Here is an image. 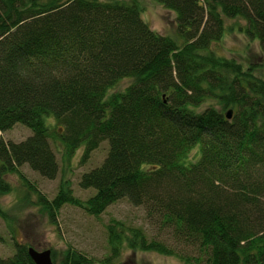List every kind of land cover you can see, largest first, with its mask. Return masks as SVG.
Returning <instances> with one entry per match:
<instances>
[{
    "label": "trees",
    "instance_id": "1",
    "mask_svg": "<svg viewBox=\"0 0 264 264\" xmlns=\"http://www.w3.org/2000/svg\"><path fill=\"white\" fill-rule=\"evenodd\" d=\"M156 1L173 11L176 37L151 29L139 0H0V132L31 130L0 138V194L15 174L27 187L19 202L35 193L52 220L66 203L98 216L126 198L193 249L112 219L107 255L68 247L60 264H113L123 246L184 264H264V79L210 49L224 19L241 18L264 53V0ZM209 99L220 108L195 109ZM102 141L105 158L78 182L94 190L86 200L66 185L49 200L20 169L52 179L54 143L67 158L83 146L84 161ZM27 248L15 242L0 264H35Z\"/></svg>",
    "mask_w": 264,
    "mask_h": 264
},
{
    "label": "rangeland",
    "instance_id": "2",
    "mask_svg": "<svg viewBox=\"0 0 264 264\" xmlns=\"http://www.w3.org/2000/svg\"><path fill=\"white\" fill-rule=\"evenodd\" d=\"M139 1L141 16L151 29L160 34L176 37L173 11L156 0ZM244 24L241 18H225L224 32L219 40L210 44V49L219 56L235 60L243 69H249L251 74L264 79V53L257 39L249 38L244 34ZM129 82L128 78H122L108 92L122 91ZM207 105L220 108L214 99H209L195 109L201 111ZM46 123L53 125V119L46 118ZM30 134L31 130L28 127L17 123L11 129L0 132V138L19 142ZM54 150L58 162V172L54 178L42 177L27 165H22L20 169L25 178L49 200L55 196L61 185L69 187L75 197L86 200L94 190L80 187L78 184L80 176L101 164L108 151L107 142L102 141L84 161H81L83 146L76 149L70 158L64 155L59 142L54 143ZM197 150L198 147H195L190 151L189 160L195 158ZM6 178L10 181L11 189L7 193L0 194L2 209L0 257L12 255L15 251V242H19L37 251L49 249L52 264H60L68 247L99 260L109 252L106 224L112 219L140 227L148 238L163 240L175 250H183L189 254L193 251L191 247L173 241L166 228H161L148 219L142 206H135L126 198L110 204L98 216L90 215L83 208L66 203L52 220L45 208L36 202L35 193L30 194V203L19 202V198L26 194L24 191L27 187L17 175L9 174ZM113 264H184V262L173 255L123 246Z\"/></svg>",
    "mask_w": 264,
    "mask_h": 264
},
{
    "label": "water",
    "instance_id": "3",
    "mask_svg": "<svg viewBox=\"0 0 264 264\" xmlns=\"http://www.w3.org/2000/svg\"><path fill=\"white\" fill-rule=\"evenodd\" d=\"M232 110L228 109L226 112V117H231ZM28 254L35 264H52L50 250L45 249L42 251H37L32 247L27 248Z\"/></svg>",
    "mask_w": 264,
    "mask_h": 264
}]
</instances>
